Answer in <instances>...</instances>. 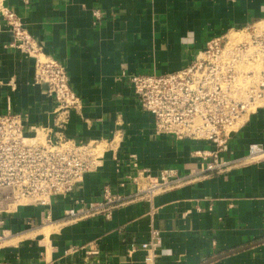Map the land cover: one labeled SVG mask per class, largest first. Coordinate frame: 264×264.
<instances>
[{
    "label": "crops",
    "instance_id": "1",
    "mask_svg": "<svg viewBox=\"0 0 264 264\" xmlns=\"http://www.w3.org/2000/svg\"><path fill=\"white\" fill-rule=\"evenodd\" d=\"M19 14L45 55L67 69L82 102L66 136L104 145L97 172L76 197L50 205L25 204L6 219L9 236L0 264H144L131 254L151 229L161 234L156 264H264V158L223 173L205 174L197 156L205 141L156 135L127 73L167 74L182 69L206 40L264 23V0H3ZM103 12L94 25L93 11ZM11 41L0 14V114L28 115V124H52L53 101L35 83L36 57L6 48ZM250 144L264 147V107L229 140L221 157L238 162ZM139 169L157 176L175 170L181 186L151 202L130 182ZM109 188L124 199L110 216L71 217L102 199ZM93 249V254L88 251Z\"/></svg>",
    "mask_w": 264,
    "mask_h": 264
},
{
    "label": "built area",
    "instance_id": "2",
    "mask_svg": "<svg viewBox=\"0 0 264 264\" xmlns=\"http://www.w3.org/2000/svg\"><path fill=\"white\" fill-rule=\"evenodd\" d=\"M3 5L0 0L1 18L11 36L6 48L37 58L35 83L46 87L54 108L52 124L45 127L30 126L27 114H0V249L9 236L6 219L15 213L14 206L27 201L48 206L55 197L75 198L85 177L97 172L104 160V148L101 153L98 150L101 144L67 138L71 115L82 109L67 69L45 55L23 18ZM103 18V12L93 11L94 25H100ZM236 32H246L248 39L233 41L232 31L212 35L194 52L190 63L175 72L121 74L141 108L153 116L156 135L213 146L212 150L196 152L205 162V174L223 173L264 158V147L259 144H250L247 156L238 162L221 157L233 135L264 107V30L252 25ZM134 167L136 174L130 182L136 188L135 195L149 202L187 181L175 170L165 169L154 176L136 164ZM123 199L106 188L100 201L71 210L69 215L108 217L123 205ZM161 248V234L152 228L149 241L132 245L130 253H141L144 264H156ZM94 252L90 249L88 254Z\"/></svg>",
    "mask_w": 264,
    "mask_h": 264
},
{
    "label": "rangeland",
    "instance_id": "3",
    "mask_svg": "<svg viewBox=\"0 0 264 264\" xmlns=\"http://www.w3.org/2000/svg\"><path fill=\"white\" fill-rule=\"evenodd\" d=\"M254 29V28H253ZM256 29H258V30H264V23L262 24V25H257L256 26ZM251 32V30H249V33ZM244 40V39H248V34L246 33V32H242V33H240L236 38H234L233 39V41H236V40ZM103 148H104V145H101L100 147H99V152L101 153V152H103L102 150H103ZM28 203V201L27 202H22V205H25V204H27ZM21 205V206H22ZM17 207H19V206H14V209L16 210V208Z\"/></svg>",
    "mask_w": 264,
    "mask_h": 264
},
{
    "label": "bare ground",
    "instance_id": "4",
    "mask_svg": "<svg viewBox=\"0 0 264 264\" xmlns=\"http://www.w3.org/2000/svg\"><path fill=\"white\" fill-rule=\"evenodd\" d=\"M263 24V23H262ZM260 24V25H262ZM256 27V26H255ZM240 33L236 32V31H232L231 37L232 39L236 38Z\"/></svg>",
    "mask_w": 264,
    "mask_h": 264
}]
</instances>
